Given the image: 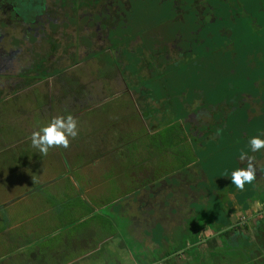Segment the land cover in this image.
Masks as SVG:
<instances>
[{
	"label": "flooded vegetation",
	"instance_id": "af4514ba",
	"mask_svg": "<svg viewBox=\"0 0 264 264\" xmlns=\"http://www.w3.org/2000/svg\"><path fill=\"white\" fill-rule=\"evenodd\" d=\"M251 1L253 4L242 0H0V99L16 97L17 86L36 94L35 86L43 83L49 86L45 96L49 101L68 102L72 112L79 114L82 107L94 104L96 96L89 91L93 81L85 84L75 76L77 73L89 78L104 74L105 78L95 82L103 80L102 84L109 86L120 77L122 82L117 86L130 91V87H136L135 82L125 75L146 74V80L175 70L184 61L196 65L215 54L223 60L228 54H245L262 63L264 0ZM241 21L253 30L248 35L254 41L245 48L246 29ZM231 38L238 40L236 48L229 43ZM133 58L136 63L129 67L128 60ZM254 96L248 98H257ZM195 118L196 124L201 121L207 131L210 129V114ZM177 181L162 182L156 188L148 185L139 188V193L147 196L146 209L164 202L168 207L184 202L183 213L158 226L165 240L175 233L180 245L193 241L190 246L194 245L196 256L189 259L184 245L185 250L174 259L164 254L159 259L149 256L145 262L264 264V181L256 179L254 185L245 186L241 198L235 201L238 210L234 218L238 220L232 218L227 200L214 190L211 200L205 202L202 187L191 189L188 182L184 185ZM195 182L199 185L202 178L197 177ZM190 202L215 208L220 205L219 222L216 214L207 215L219 228L214 234H220L207 238L206 243L193 238L208 223L202 225L207 219L205 213L192 209Z\"/></svg>",
	"mask_w": 264,
	"mask_h": 264
},
{
	"label": "crops",
	"instance_id": "0c3cea01",
	"mask_svg": "<svg viewBox=\"0 0 264 264\" xmlns=\"http://www.w3.org/2000/svg\"><path fill=\"white\" fill-rule=\"evenodd\" d=\"M35 88L37 91H49V86L43 83ZM15 89L18 92L15 96L20 94V98L24 99H0V264H148L145 260L149 256L159 259L165 254L174 259L185 250L187 244L180 245L175 233L165 240L158 226L160 221L164 224L173 216L183 213L186 209L183 201L168 207L174 209L173 215L158 220V215L152 209L156 204L146 209L147 196L144 198L139 189L124 198H107L109 190L103 188L110 187L112 177L118 178L117 173L112 175L118 166L108 158L104 160L110 163L102 164L101 159L107 154L105 148L116 146V140L110 134L107 137L105 133L95 130L100 123H96L95 117H85L89 108L82 107V112L78 114L72 112L73 108L68 102L49 101L47 97H34L31 101L25 95L30 89L24 86ZM262 92L261 97L245 101L251 117L249 127L247 120L242 126L250 131L242 141H247L264 128V90ZM91 107L94 109L97 106ZM69 114L77 120L78 136L70 141L68 148L53 147L46 155L40 154L31 144L32 131L55 116ZM195 121L190 124V133L199 127ZM210 125L214 126V122ZM198 131L195 129L196 135H193L198 144L204 137L208 139L209 135L210 138L216 137L212 129L201 131L200 135ZM203 145L200 144L201 147ZM242 151L246 153V158H238L239 167H247V156L250 155L256 170L255 180L264 181V149L254 153L244 147ZM128 155L134 159L132 153ZM136 155L135 159L143 166L127 168L133 181H144L138 184V188L148 185L156 188L162 182L174 184V180L184 185L188 182V187L196 190L197 186L208 185L210 192L202 188L204 201L211 200L214 190L216 195L227 200L228 210L232 211L234 218V212L238 210L235 201L241 198L242 191L231 184L230 177L223 179L222 175L228 167L225 170L216 167L205 169L209 173L203 175L199 185L190 180L186 173L178 172L172 176L150 179L144 168V153L141 151ZM215 170H222L221 176L213 175ZM210 173L215 177L214 186H210ZM252 185L253 182L246 186ZM231 202L234 204L230 205ZM189 205L205 213L207 219L202 225L208 223L204 225L203 232L193 238L206 243L207 238L220 234H214L219 228H215L214 219L212 221L207 217L215 209L214 214L220 221L217 206H200L193 202ZM148 212L152 214L151 217L144 216ZM118 220L123 224L121 230ZM192 243L186 247L189 259L196 256L192 250L194 245L190 246Z\"/></svg>",
	"mask_w": 264,
	"mask_h": 264
},
{
	"label": "rangeland",
	"instance_id": "374dc122",
	"mask_svg": "<svg viewBox=\"0 0 264 264\" xmlns=\"http://www.w3.org/2000/svg\"><path fill=\"white\" fill-rule=\"evenodd\" d=\"M242 2L253 4L251 0H242ZM262 21L264 25V13H262ZM241 23L246 29L243 32L246 33L245 48L250 45L249 41H254V38L248 35L253 30L245 21ZM262 34L264 35V32ZM229 43L236 48L238 40L231 38ZM260 45L261 50L264 51V37ZM217 56L220 55L215 54L209 59L199 61L196 65L192 61H184L175 70H167L160 75L155 74L146 80L144 78L149 77L146 74L125 75L128 80L131 78L133 79L131 82H135L136 87H130V91H126L124 86H117L116 83L122 82L120 77L117 82L114 81L109 86L102 84L103 80L100 84L95 82L99 77L105 78L104 74L91 75L90 78L86 74L75 75L85 84H91L90 80L93 81L89 91L96 96L95 105H90L93 102L88 103L89 106L87 105L86 108L89 109L86 114L84 113L85 117L90 119L95 117L96 123H100L95 130L105 133L107 137L110 134L116 140L117 147L105 148L107 154L101 159L102 164L111 162L117 163L118 166L116 172L112 171V175L117 173L118 178L112 177L110 187L103 188L109 190L108 199L124 198L131 192L134 193L139 189L138 184L144 182L133 181L129 177L131 171L127 168L143 166L135 159V155L141 151L144 153L145 172L150 179L172 176L178 172L186 173L190 180L195 181L197 177L201 179L203 175H208L209 171L205 170L207 168L216 167L225 170L228 167L222 175L225 179L232 170L240 166L238 158L241 149L244 147L249 149L248 140L242 141L245 134L250 131L242 126L247 120L246 124L249 127L248 121L251 117L245 101L252 94L259 98L263 93L264 57L261 63L257 58L247 57L245 54H239L238 57L228 54L224 60ZM128 61L129 67L136 63L134 58ZM67 77L66 75L65 78ZM48 94L49 91H37L36 94L30 92L27 93V98L32 101L34 95L44 98ZM13 98H19L17 101L24 99L20 98V94ZM91 106L97 107L93 109ZM13 108L16 110L15 106ZM147 114L150 116H145ZM209 114L211 120L207 122H214L210 130L216 133V137L210 138L209 135L208 139H201L198 144L193 137L196 135L194 131L199 129L200 135L201 131L206 130V123L197 122L199 127L195 128L193 133L189 132L190 124L195 117L199 118L200 115L208 117ZM202 143L204 145L201 147ZM129 152L134 155V159L129 157ZM105 158L110 162L104 160ZM221 171L215 170L213 175L221 176ZM209 175L212 179L210 186H214L215 177L211 173ZM202 188L207 189V192L210 190L208 185H203ZM217 210H220V205L217 206ZM214 213L215 209L211 211L212 216ZM212 216L208 218L211 219ZM118 222L121 230L123 224L120 220ZM189 224L191 225V221Z\"/></svg>",
	"mask_w": 264,
	"mask_h": 264
},
{
	"label": "clouds",
	"instance_id": "9594fccd",
	"mask_svg": "<svg viewBox=\"0 0 264 264\" xmlns=\"http://www.w3.org/2000/svg\"><path fill=\"white\" fill-rule=\"evenodd\" d=\"M79 134L77 120L69 114L66 116H55L47 124L38 126L30 135L31 144L38 149L40 154L46 155L50 148L62 147L68 148L70 141ZM248 148L250 152L259 153L264 149V132L250 136L248 139ZM246 158L245 152L239 153V159ZM247 167H237L231 171L230 181L237 190L243 191L246 185H251L255 180V168L252 164V157L247 156Z\"/></svg>",
	"mask_w": 264,
	"mask_h": 264
},
{
	"label": "water",
	"instance_id": "95a60500",
	"mask_svg": "<svg viewBox=\"0 0 264 264\" xmlns=\"http://www.w3.org/2000/svg\"><path fill=\"white\" fill-rule=\"evenodd\" d=\"M153 211L156 215H158V219H163L165 217H170V215L174 214V209H169L168 206L166 205V203L164 202L163 204H156L153 208ZM151 213L148 212L146 215L144 214V216L146 217H151ZM161 224V222H160ZM163 226V224H162Z\"/></svg>",
	"mask_w": 264,
	"mask_h": 264
},
{
	"label": "trees",
	"instance_id": "16d2710c",
	"mask_svg": "<svg viewBox=\"0 0 264 264\" xmlns=\"http://www.w3.org/2000/svg\"><path fill=\"white\" fill-rule=\"evenodd\" d=\"M148 115L150 116V114H147L146 116H148ZM194 241H195V240H194Z\"/></svg>",
	"mask_w": 264,
	"mask_h": 264
}]
</instances>
